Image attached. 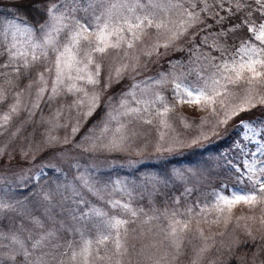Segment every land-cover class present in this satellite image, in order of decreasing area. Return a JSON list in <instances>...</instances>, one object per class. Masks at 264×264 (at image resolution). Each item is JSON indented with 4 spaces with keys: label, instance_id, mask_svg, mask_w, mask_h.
Masks as SVG:
<instances>
[{
    "label": "snow or ice",
    "instance_id": "snow-or-ice-1",
    "mask_svg": "<svg viewBox=\"0 0 264 264\" xmlns=\"http://www.w3.org/2000/svg\"><path fill=\"white\" fill-rule=\"evenodd\" d=\"M227 2L225 10L228 16L251 8L241 23L231 25L229 31L246 27L258 44L242 41L235 52H229L226 44L219 40L222 34H226L223 28L216 33L209 31L213 25L207 23L208 20H214L216 25H223L228 18L220 15L217 10V6L224 8L225 0H18V5L15 6L17 15L0 20V57L7 56L0 63V104L14 93L8 111L0 114V128H5L13 115H18L21 110H28L29 116L34 115L32 110L38 109L47 95L49 102L64 98V103L55 113L56 120H60L64 108L68 109L69 116L64 124L57 123L53 126L70 127L71 137H74L80 130L81 119L92 116L103 103L108 111L99 127L100 135L89 137L87 147L82 143L73 144L69 136H65L61 142L57 137L48 135L45 143L73 144V147L84 151H122L130 147L132 137L139 135L134 128L130 129V125L134 123L152 125L153 116H156L160 118L161 127H171L169 113L174 111V105L160 91L170 83L176 103L195 105L199 111L208 113L201 117L200 131L192 139V143L217 135L221 126H227L242 113L250 112L258 106L264 107V0H254V6L249 0ZM84 3L87 7H82ZM28 11H36L44 19L33 25L28 22L27 15H19ZM78 11H83L85 18H78ZM89 11L90 19L87 15ZM254 13L259 14L258 20L254 18ZM191 29L196 31L190 32ZM199 33H206L201 43L219 51V58L205 53L197 46L193 53L195 67L190 68L188 73H177L174 70L183 66L182 61H170L173 71L136 82L135 76L147 70L148 61L142 64L139 56L130 55V50L134 52L140 46L139 51L149 61L154 54L159 59L173 49L182 50L180 42L189 36L194 40ZM145 39L149 43L145 44ZM209 39L212 41L211 45ZM160 49H164V52L161 53ZM109 56L113 60L119 57L125 62L114 69L110 67L102 84L104 60ZM38 65H43V70L37 71L35 79H30L23 89L15 91L18 82L24 77H30L32 70ZM192 71L196 73L194 81L188 79ZM125 73L131 75L133 83L127 91L120 94L119 105L116 107L112 104L114 97L108 96L105 101L104 94L114 84H119ZM25 92L28 93L27 101L24 100ZM68 96L74 99L68 102ZM29 106L32 110H29ZM73 110L75 116L71 115ZM181 119L187 127L188 122ZM113 122L117 125L115 128L111 127ZM237 127L241 129L240 136L245 142L241 144L237 141L234 144V147L240 149V163L229 161V171L234 170L237 183L232 187L223 184L219 190H213L211 199L203 204L199 201L188 204L183 211L180 208L165 209L161 215L167 224L158 225L155 234L157 239L153 243V247L160 253L159 258L156 259L153 255L146 257L152 264H178L185 255V237L194 218L202 217L207 221L206 213L215 211L224 214L227 210L230 214L241 204L247 206L249 211L259 208V237L247 226L244 231L254 243L258 239L264 241V121L240 120ZM164 137L165 134L160 133L161 141ZM176 143L183 144V141L171 137L169 144ZM248 144L254 145L255 149L248 148ZM163 150L172 151L173 148ZM4 154V150L0 149V156ZM23 154L25 158L28 156V152ZM194 175L197 180L203 178L198 174ZM177 178L187 179L183 175ZM79 180L84 189L101 200L107 197L113 214L100 207H91L83 216H77L72 210H68L72 220L77 221L75 225L69 226V231L78 234L79 240L69 241L58 257L54 251H43L47 247L45 241L50 242L55 236L54 231L40 235L29 247L31 234L25 239L17 231L0 228V264H124V257L130 251L127 243L130 231L128 225L136 223L142 215L147 217L143 219V224H149L152 220L159 221L160 216L148 215L143 208L134 206L135 189L126 181L117 179L102 184L93 180L87 170L79 175ZM144 182L146 189L150 188L156 193L160 186H167L171 181L167 176H157L145 177ZM0 183H4L3 177H0ZM191 191L192 189L185 188V193ZM74 193L80 195L75 189ZM117 193L120 194L119 199L114 198ZM43 199L51 201L52 195L45 193ZM80 202L84 203L82 197ZM18 204L19 201L13 204L0 198V216L9 213L26 215V210L22 205L18 207ZM176 204H179V198ZM30 218L37 226L43 227L38 220ZM220 218L217 215L216 221ZM230 219V215L224 216L225 224ZM240 219L245 217H237V220ZM246 219L255 223L257 217L252 215ZM131 231L134 232L135 229ZM149 231L152 229L149 228ZM198 237L202 243L193 250L189 257L190 264H202L212 246L208 240L212 239V243H215L213 238L204 237V233L199 230ZM239 243L245 242L237 241ZM52 247L57 249L60 245ZM140 254L144 255L143 250ZM259 255L260 249L257 248L250 264H256ZM221 264L224 262L221 261ZM260 264H264V260Z\"/></svg>",
    "mask_w": 264,
    "mask_h": 264
},
{
    "label": "rangeland",
    "instance_id": "rangeland-1",
    "mask_svg": "<svg viewBox=\"0 0 264 264\" xmlns=\"http://www.w3.org/2000/svg\"><path fill=\"white\" fill-rule=\"evenodd\" d=\"M14 1L17 0H0V20L16 15L12 11ZM4 7L9 11L3 12ZM82 7H87V4H82ZM85 15L83 11L76 13V16L81 19L85 18ZM87 15L90 19L91 11ZM246 32L250 40L247 39L245 41L258 44L248 32L247 28ZM144 43L147 44L149 42L145 39ZM139 47L134 52L130 50V55L139 56L143 64L148 57L139 51ZM239 47L240 45L236 49ZM162 50L160 49V51ZM235 50L230 52H235ZM6 59V55L0 57V63H3ZM191 60L194 63H183V69L176 67L174 70L177 73H188L190 68L195 67L194 55ZM123 62L125 61L119 57L115 60L111 56L105 58L102 84L103 78L107 76L109 68L114 69ZM42 70L43 65H38L37 68H34L30 77H24L18 82V87H16L15 91L23 89L29 83L30 79H35L36 72ZM171 71H173V68L170 65L164 68L157 63L156 66L150 65L146 71H141L135 76V80L139 82L147 80L150 77L156 78L162 73H169ZM188 79L193 81L196 79L195 71L190 73ZM132 83L131 75L125 73L124 79L119 84H114L112 88L105 92V101H107L108 96H112L114 97L112 104L118 107L120 94L127 91ZM5 87L7 88L8 86L5 85ZM160 91L174 105V111L169 113V124L171 127H161L159 125L160 118L156 116H153L152 125L134 123L130 125V129L134 128L139 135L132 137L130 147L122 151H84L80 148L73 147L75 143H82L84 147H87L89 137L100 135L99 127L106 118V112L108 111V108L103 103L95 110L92 116L87 119H81L80 130L74 137H71L70 127L53 126L57 123L60 125L64 124L69 116L68 109L64 108L62 117L59 121L56 120L55 113L60 105L64 103V98L49 102L46 95L38 109L32 110L29 106V110L34 111V115L29 116L28 110H21L18 115H13V118L7 126L0 128V149H3L5 153L0 156V177L4 179V183H0V198L8 200L13 204L19 201L20 204L17 206L20 207L22 205L27 214L17 215L9 213L0 216V228H3L5 231L10 229L17 231L25 239L31 234L32 240L28 241L29 247L32 241L38 239L40 235L52 230L55 232V236L50 242L45 241L47 247L43 251H54L58 257L59 253L65 250L69 241L79 240L78 234L69 231V226L75 225L77 221L72 220L68 210H72L77 216H83L91 207H100L108 211L109 214H113V210L107 203V197H105V200H101L82 187L79 175L85 173V170H87V173L91 175L93 180L100 181L102 184L117 179L126 181L135 189L133 193L135 196L134 206L143 208L144 212L148 215L155 214L160 216L159 221L152 220L149 224H143V219L147 217L142 215L136 223L128 225L130 231L127 243L130 251L129 255L124 257V264H129V260H131V264H152V261L146 258L148 255H153L154 258L158 259L160 253L153 247V243L157 239L155 234L158 231V225L166 226L167 224V221L161 215L165 209L180 208L183 211L188 204H194L197 201L203 204L206 200L211 199L213 190H219L223 184L232 187L237 183L234 174L231 175L233 178L232 182L222 181L219 184L215 183L213 177L216 175L217 167L213 169V167H208L201 161H192L180 165L177 163L172 166L173 168L169 172L158 169L156 166L157 160L164 161L171 156L179 157L183 150L197 147L203 141L201 139L199 143H192V139L200 131L199 121L201 117L208 115L206 111H199L195 105L176 103L173 99L170 83L161 88ZM13 95L14 93L10 94L9 98L3 104H0V114L8 111L9 104L13 102ZM27 99L28 93L25 92L24 100L27 101ZM66 99L68 102H71L74 97L68 96ZM71 115H76L74 110ZM181 118H184L188 122L187 127ZM49 121L52 123L50 124ZM116 126L115 122L111 125L112 128ZM177 127H180L181 130ZM160 133L165 134L163 141L160 140ZM48 135L57 137L61 142L65 136H69L73 144L60 143L48 145L45 143ZM108 135L110 136L111 133ZM173 136L178 141H183V144H169V140ZM243 143L245 142L242 140L241 144ZM168 147H172L173 150H163ZM247 147L252 150L255 149V146L252 144H248ZM24 152H28L26 158L24 157ZM11 159L23 160L21 167H9L6 163ZM249 159H251V156H249ZM240 161L241 157L239 153L235 160L231 162L239 164ZM76 165H79V167H76ZM46 170H49L51 174L44 175ZM194 174H198L203 178L197 180ZM180 175H183L187 179H178L177 177ZM20 176L25 178L21 179ZM157 176H167L171 182L167 186H160V190L153 193L150 188H145L144 178ZM25 187H30V190H25L22 195L16 192L17 189H23ZM185 188L192 189V191L185 193ZM74 189L80 193L79 196L75 195ZM45 193L52 195L51 201H45L43 199ZM81 197L84 203L80 202ZM114 198L119 199L120 194L117 193ZM177 198H179V204H176ZM52 205H55V207H52ZM196 211H199V209H196ZM217 215L221 216L218 222L216 221ZM229 215L231 219L225 224L224 216ZM252 215L257 217L255 223L246 219V217ZM206 216L207 221L202 217H196L192 220L185 237V255L181 257L178 264H190L189 257L193 253V250L199 248L202 243V240L198 237V230L204 233V237L213 238L215 241L213 244L212 239L208 240V243L212 246L202 264H210L212 261L216 263L217 259L231 253L232 251L229 252L231 250L229 247L230 245L233 246L232 244L235 241L251 242L252 240L244 231L245 226L253 229L254 235H260L259 208L254 211H249L247 206L241 204L236 206L230 214L227 210L224 214L211 211L206 213ZM241 216L245 217V219L237 220V217ZM30 217L38 220L43 227H39L33 223ZM237 224H239V227H237ZM149 228L152 231H149ZM132 229H135V231H131ZM53 245H60V247L53 249ZM238 245L244 246L247 249L245 243H239ZM141 250H143L144 255L140 254ZM251 258L252 255H250L246 264H250ZM49 260H51V257H49ZM236 260L240 264H243L239 256L236 257ZM262 260L264 258L259 255L256 264H260Z\"/></svg>",
    "mask_w": 264,
    "mask_h": 264
},
{
    "label": "trees",
    "instance_id": "trees-1",
    "mask_svg": "<svg viewBox=\"0 0 264 264\" xmlns=\"http://www.w3.org/2000/svg\"><path fill=\"white\" fill-rule=\"evenodd\" d=\"M250 3H252V6H254V0H249ZM18 5V0L14 1V4H12L13 12L16 13L15 6ZM228 7V2L225 0L224 8H219L217 6V10L220 11V15L227 16L228 18L224 21L223 25H216L214 20H208L207 23L212 24L213 27L209 29L210 32L216 33L220 32L221 28H223L224 33L219 38L220 42H223L226 44L227 48L230 51L235 50L242 41H245L249 39L246 27L239 28L235 31H229V28L231 25L240 24L242 19L245 17L246 13L251 11V8H247L244 10V12L238 13L233 16H228V12L225 10ZM3 12L9 11L6 7L3 8ZM234 11V9H233ZM21 17L24 15H27L28 22L35 25L38 20H43V16L38 14L36 11H28L25 13L19 14ZM254 18L259 19V14L254 13ZM202 27V26H198ZM196 29H191L190 32H195ZM206 35V33H199L195 36V39L193 40L191 36L186 37L183 41L180 42V46L182 50H171L168 52L167 55L160 56L159 59H157L156 55L154 54L149 61L148 58L146 61H148V66H156L157 63H159L164 68L170 65V61L176 62V61H182L183 63H194V61L191 60L193 57L194 50L197 46H199L204 52L211 53V55H214L215 57H220L221 53L219 51H214L210 46H205L201 43L203 36ZM250 40V39H249ZM212 41L209 39V45H211ZM191 50V51H190ZM161 53L164 52V49L160 51ZM171 66V65H170ZM184 68V65L181 67ZM157 70H159L158 67H156ZM240 120H247V121H255L260 120L264 121V107L258 106L256 109L242 113L240 116L236 117L234 120L230 121L227 126L220 127L219 132L217 135L211 136L207 140H203L201 143L198 144L196 147L187 148L183 150V152L180 153L179 157L171 156L167 160L164 161L157 160L156 166L159 170L169 172L172 166L175 164H184L189 163L192 161H201L208 167H213L216 170V175L213 177L214 182L219 184L222 181L225 182H232L233 178L231 175L234 174L233 171H229L231 168V165L228 161H234L235 158L239 155L240 149L237 147H234V144L237 141L242 142V139L240 137V128L237 127V124ZM181 130L180 127H177ZM235 157V158H234ZM21 162L23 160L21 159H11L8 160L6 163L9 167L12 168H20ZM238 163V162H237ZM51 172L49 170H46L44 175H50ZM31 186V185H30ZM25 190H30V187H25L23 189H17L16 192L18 194H24ZM259 237V235L257 236ZM247 245V249L244 248V246H239L237 241H235L231 247L232 251L231 253H228L226 255H223L219 259H217L215 264H221V261L224 262V264H240L236 257L239 256L240 260L243 264L247 263L248 258L250 255H252L254 252L257 251V248L260 249V255L264 258V241H260L259 239L254 243L253 241L248 242L244 241ZM238 245V246H237ZM231 246V245H230ZM230 248V247H229ZM244 257L245 259H242Z\"/></svg>",
    "mask_w": 264,
    "mask_h": 264
}]
</instances>
